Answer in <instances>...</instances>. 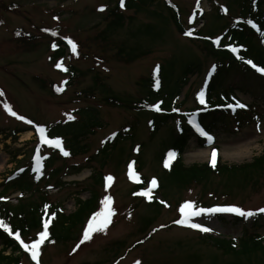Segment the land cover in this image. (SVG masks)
Returning <instances> with one entry per match:
<instances>
[{"label": "rangeland", "instance_id": "1", "mask_svg": "<svg viewBox=\"0 0 264 264\" xmlns=\"http://www.w3.org/2000/svg\"><path fill=\"white\" fill-rule=\"evenodd\" d=\"M120 1L0 0V183L17 168L29 164L37 150L41 154L53 151L40 143L38 127L51 129L57 123L80 122L88 110L97 115L102 127L95 128L93 134L81 141L86 146L83 153L67 158L69 166L84 165V169L77 174L64 175L62 181L66 185L58 189L51 186L46 189L48 197H44L60 204L64 214L72 215L78 209L76 200H89L96 192L99 195L96 213L105 211L103 201L110 196L114 215L106 230L93 232L92 238L83 243L84 232L93 216L73 230L71 240L44 243L39 254L40 264H111L114 261L112 264H137V261L139 264H195L196 259L199 264H212L215 260H228V255L213 245L208 236L237 242L245 228L253 227L257 215L264 214L259 211L264 208V171L251 180H245L242 172L211 175L209 181L188 188L177 187L175 181L166 182L168 189L162 187L151 193L160 199L157 204L134 195L132 189L137 180L129 176L130 164L139 182L143 180L140 175L145 177L144 183L149 184L145 188L151 187L153 178L157 186L165 183V160L160 152L170 135V126L160 128L153 135L148 124L150 113L138 109L143 97L142 79L163 62L170 67L175 64L177 70L198 59L202 64L201 73L191 76L179 100L183 102L182 110L193 109L214 59L204 52L198 38L178 30L169 9L160 0L141 11H125L128 19L124 27L114 32L108 30L106 18ZM170 2L180 10L179 20L192 35L198 30L217 31L213 36L216 46L221 42L222 26L233 21L237 13L232 0ZM3 3L5 6L18 3L20 8L4 10ZM220 5L227 16L216 21L214 13ZM102 6L104 11L99 10ZM148 22L155 24L157 35L149 39L137 36L138 26ZM25 32L31 35L17 36ZM61 39L67 43L71 39L77 45L73 52L68 43L71 54L64 59L66 65L72 64L78 70L74 78L62 67H56L57 61L51 58L55 41ZM133 50L137 58L129 61ZM230 81L243 89L238 90L242 102L264 106V85L259 78L233 76ZM103 84L106 93H103ZM93 87L95 90L89 91ZM57 88L63 90L57 91ZM69 115L75 119L69 120ZM20 116L25 119H19ZM262 116L257 121H248V118L243 123L231 121L227 129L214 131V147H200L192 138L182 156L184 165L209 162L213 150L222 164L251 163L264 151ZM134 123L135 129L128 138L124 141L119 138L108 155L100 152L107 139ZM17 129L25 130L15 133ZM61 164L63 162L58 161L55 165ZM138 164L140 172L133 169ZM101 174L102 181L98 184L96 178ZM109 175L113 177L111 182L106 179ZM41 194L27 193L20 197L17 192L9 197L10 203L41 201ZM186 201L195 202L197 207L239 206L255 215L242 217L239 223L233 222L229 213L224 214L226 221L211 214L193 217L192 223L212 229L202 232L175 223L182 218L179 208ZM148 218L153 221L144 230ZM259 220L260 226L253 229L264 236V216ZM38 231H32L21 240L31 244L38 238ZM10 252L8 249L6 253ZM21 256L20 264H34L29 253Z\"/></svg>", "mask_w": 264, "mask_h": 264}, {"label": "trees", "instance_id": "2", "mask_svg": "<svg viewBox=\"0 0 264 264\" xmlns=\"http://www.w3.org/2000/svg\"><path fill=\"white\" fill-rule=\"evenodd\" d=\"M157 1L159 0H125L123 9L117 2L106 18L108 20L107 29L114 32L124 27L128 19L125 11H141ZM160 1L169 9L171 19L178 30L185 34V29L178 17L180 16V10L172 5L170 0ZM232 1L236 4L237 13L233 16V21L222 26L219 46L213 43V36L218 34L217 31L210 33L199 31L194 33L192 37L198 38L203 44L204 52L208 57L214 59V66L200 90L205 93V104L202 105L198 99V101L196 100L197 106L195 108L182 110L183 102L179 101L180 95H182L185 86L189 84L191 76L201 73L202 64L198 59L190 61L183 67H177V70L175 64L170 67L168 65L165 66L163 62L158 66V71L156 69L155 72L141 81L143 97L138 102V109L150 113L148 124L152 134L159 132L162 127L170 126V135L168 141L165 142L164 149L160 152V157L166 161L170 152L176 153L174 159L170 161L169 167H165L166 170L163 173L165 183L163 185L160 184L159 189L162 187L165 190L168 189L166 182L170 183V181L177 182V187L179 188H188L194 184L200 185L209 181L208 179L211 175H230L237 172H242L245 180H251L260 176L264 171V151L251 163L243 165L229 166L222 164L220 157H217L215 168L212 167L211 161L187 167L182 159L192 138L196 139L200 147L211 143L206 137L198 135L199 133L192 128L190 125L191 119L203 124L207 131H214L218 128L227 129L231 121L243 123L246 118H248V121H257L258 118L264 115V106L257 102L251 104L243 103L238 96V90L243 91V89L230 81L233 76H253L259 78L264 85V74L246 63V61L251 60L257 67L264 68V0ZM1 6L4 10L10 11H17L20 8L18 3H12L7 6L3 3ZM221 6L216 8V13H214L216 21L223 20L227 16L223 13V7L221 8ZM155 29L154 23H142L137 28V36L147 39L155 37L157 35ZM43 30L46 32V28ZM26 35L31 34L28 32L17 34L19 37ZM55 45L54 53L51 56L52 60L57 61L63 69H67L66 72L71 74V77H76L78 71L76 67L72 64L66 65L64 63V59L71 54L70 45L62 39L55 41ZM233 47L237 48V55L231 51ZM134 53L133 50L131 55L127 54L129 55V61L137 58ZM157 81H159L158 87ZM70 83L69 81L68 84L70 85ZM102 87L103 93H106L105 84ZM94 90L95 87L89 89V91ZM236 101L246 107H228L229 104L235 105ZM157 104L160 105L159 111H156L154 107ZM85 112L86 115L80 122L57 123L51 129L47 127L48 138L62 139L70 155L64 156L58 150H53L50 154L43 157L42 166L39 169L34 168L29 162V164L17 168L0 183V221L7 224L9 229L0 228V245L2 247L0 250V264H20L24 250L20 240L16 239V233L20 234L21 239V237L29 235L32 231L41 229L43 215L46 212L49 213L46 217L50 225L48 229L49 236L45 239V243L49 244L51 242H67L71 240L73 230L80 225H84L86 220L98 210L99 195L96 192L92 193L89 200L82 201L78 199V209L72 215L64 214L60 204L51 202L44 197H48L46 191L51 186L60 188L66 185V182L62 181L64 175L77 174L84 169V165L69 166L67 158L83 153L86 146H83L81 141L89 134H93L95 128L102 127L97 115L93 112H88V110ZM135 124L126 126L124 131H119L107 139L100 152L108 155V152L117 145L119 138L124 141L130 136V133L135 129ZM22 131L24 130H14L15 133ZM58 161H62L63 164L55 165ZM137 169L139 172L141 171L140 164H138ZM168 170L171 172L168 173ZM96 179L98 184L101 183L102 174ZM145 185L146 183L141 182L133 186L132 191L137 198L145 199L143 196L137 195V193L143 191ZM16 192H21L24 195L27 193L32 195L33 193L43 194L39 198L41 201L21 202L13 205L8 200V197ZM149 200L156 204L160 202V199H157L156 196H151ZM46 205L48 207H45ZM155 211L157 210L155 209ZM262 216L264 214L260 215L259 213L257 215L258 218L254 220L253 227L245 228L243 237L237 242L235 240L208 236L213 241V245L223 254L228 255L229 258L222 262L215 260L212 264H264V236L259 235L257 229H253L260 226L259 219ZM216 217L221 221H226L222 215H216ZM152 221L153 219L149 218L145 221L144 230ZM240 221L241 217L235 215L233 222L239 223ZM8 249L11 250V253L6 255L5 251ZM196 263L199 264L198 259H196Z\"/></svg>", "mask_w": 264, "mask_h": 264}, {"label": "snow or ice", "instance_id": "3", "mask_svg": "<svg viewBox=\"0 0 264 264\" xmlns=\"http://www.w3.org/2000/svg\"><path fill=\"white\" fill-rule=\"evenodd\" d=\"M121 7L122 8L124 7V0H121ZM99 10L104 11V7L102 6ZM225 11H227V10L225 9ZM249 23H251V22L249 21ZM46 31H47V29H46ZM56 34L57 33H53V35H56ZM187 34L191 35V32H189ZM68 43L71 44L72 50H73V52H75L77 45L71 39L68 40ZM53 47L55 48L56 45L54 44ZM231 51L237 52L238 50H237V48L233 47L231 49ZM246 63L252 65V67L256 68V70L258 72L264 74V68L257 67V65L254 64L251 60L246 61ZM56 67L59 68V67H61V65L58 63L56 65ZM64 70L67 71V69H64ZM157 71H158V68H157ZM158 86H159V81H157V87ZM62 90L63 89H61V88H57V91H62ZM198 99L202 105L206 103L205 93L203 91H201L198 94ZM154 107H155L156 111L160 110L159 104L155 105ZM228 107L229 108H235V107L244 108L246 106L244 104H241L239 101H236L235 105L229 104ZM8 110L11 112V114L13 116L17 115L16 112L12 111L10 107ZM19 119L24 120L25 117L20 116ZM68 119L73 120V119H75V117L69 115ZM28 123L31 124L32 121L29 120ZM190 123H192L195 126L196 131L201 136L206 137L209 142L212 141L213 137L211 135H209V133L206 132L198 123H196L195 120L190 121ZM45 131H46L45 127H43V126L38 127V132L40 133V139L44 144H47V145L55 147V148H59L64 156L70 155V153L64 149L62 139H60V138L49 139L45 135ZM175 155H176V153H174V152H170L168 154V159L165 161V167L166 168L169 167L170 161L172 160V158L175 157ZM216 163H217V152H216V150H213L211 153L212 167L215 168ZM37 165H38V169H39V157H37ZM129 176L131 178L139 181V176L137 175V173L135 171L132 170L131 164L129 165ZM106 179L109 182L113 181V177L111 175H109ZM155 187H157V180L155 178H153L151 180V187H149L145 191H141L140 193H137V195H140L143 197H149V199H151L150 193H151L152 189ZM161 203H164V202L161 201ZM103 204L105 205V211L97 212L93 215V217L88 222V225H87V228L84 232L83 240L81 241V243L91 239L93 232L106 230L108 224L111 222L110 218L112 215H114L113 210L110 207V205L112 204V197H110V196L106 197L103 201ZM45 207H48V206L46 205ZM259 211L264 213V208L259 209ZM179 213L181 214L182 218L176 220L175 221L176 224L188 225L189 227L199 229L202 232H210V231H212V229L209 227L202 226L201 223H192L191 220L193 217H199V216L204 215V214H216V213H232V214H236L240 217H244V218L252 217L255 215V213L253 211H245L244 209H242L239 206L228 205V206H215V207H211V208H204V207H197L195 205V202H193V201H186L185 203H183L179 208ZM0 228H4L5 230H9L8 225L5 224L3 221H0ZM43 229L44 230L39 233V239L34 240L31 244L24 243V241L20 239V234L16 233V239L20 240V243L23 245V247L26 250L31 251L32 259L36 260L37 264H39L38 256H39V252H40V246L44 243L45 239L49 236V231H48L49 223L48 222L44 223ZM137 264H139V261H137Z\"/></svg>", "mask_w": 264, "mask_h": 264}]
</instances>
